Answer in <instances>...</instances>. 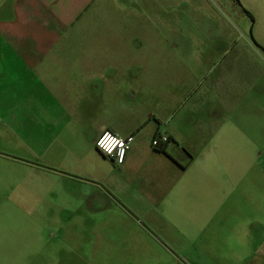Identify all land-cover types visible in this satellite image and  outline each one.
I'll list each match as a JSON object with an SVG mask.
<instances>
[{"label":"crops","instance_id":"obj_1","mask_svg":"<svg viewBox=\"0 0 264 264\" xmlns=\"http://www.w3.org/2000/svg\"><path fill=\"white\" fill-rule=\"evenodd\" d=\"M106 1L0 0V157L72 187V221L102 217L96 264H264V44L219 9L171 14L201 2L145 24ZM105 131L134 135L122 165Z\"/></svg>","mask_w":264,"mask_h":264},{"label":"rangeland","instance_id":"obj_2","mask_svg":"<svg viewBox=\"0 0 264 264\" xmlns=\"http://www.w3.org/2000/svg\"><path fill=\"white\" fill-rule=\"evenodd\" d=\"M169 1L110 0L105 5L116 10L109 21L125 18L129 7L128 22L149 24L156 23L157 18L160 22L170 21L166 4ZM181 1L175 0V3ZM192 1L201 2L203 11L198 10L197 3H191L190 8L177 7L178 15L171 14L186 21L185 11L189 9L191 18L197 22L202 20L200 12L204 18L208 12L212 16L214 10L219 9V21L224 19L228 24L227 33H232L230 24L235 28L237 25L245 32L242 36L264 44V0H208V5L206 0ZM124 7L127 8L122 14L120 8ZM157 7L161 11L155 12ZM216 32L210 29V33ZM134 35V30L128 32V37ZM144 35L152 37L150 31H145ZM136 107H133L135 113ZM7 131V127L0 125L1 136ZM7 144L8 139L0 137V153L8 151ZM69 190L73 191L72 187L58 180L32 175L28 167L18 164L15 159L10 161L0 157V264H96L92 252L104 244V235L97 231H103L105 223L98 217L94 232L91 230L93 223L72 221L73 199L63 192ZM85 210L88 213L90 208ZM115 224L120 226L122 223Z\"/></svg>","mask_w":264,"mask_h":264},{"label":"built area","instance_id":"obj_3","mask_svg":"<svg viewBox=\"0 0 264 264\" xmlns=\"http://www.w3.org/2000/svg\"><path fill=\"white\" fill-rule=\"evenodd\" d=\"M105 132L110 133L113 137H119V138L123 139V143H124V156H123L122 159H121V157L119 156V154H118L119 151H120L119 147H117V148L113 151L112 154H108V153H106L104 150H102L100 147H98V146H97V142H96V148H97V150H98L103 156H105V157L108 158V159H111V160H112L114 163H116L117 165H122V164L125 162V160H126V158H127V155H128V153H129V151L131 150V147H132V145H133V143H134V141H135V137H134V135H130V136L124 137V136H121L120 134L115 133V132H113V131H105ZM105 132L102 133V134L100 135V137L98 138V140L101 139V138L103 137V135L105 134ZM98 140H97V141H98ZM168 142H169V138H168L167 136H164V137H156V138L153 140V142H152V146H153L154 149H160L161 146H162V144H166V143H168Z\"/></svg>","mask_w":264,"mask_h":264},{"label":"clouds","instance_id":"obj_4","mask_svg":"<svg viewBox=\"0 0 264 264\" xmlns=\"http://www.w3.org/2000/svg\"><path fill=\"white\" fill-rule=\"evenodd\" d=\"M97 146L100 147L108 154H112L113 151L119 147V156L121 159L124 156V143L123 139L119 137H113L110 133L105 132L103 137L97 141Z\"/></svg>","mask_w":264,"mask_h":264},{"label":"trees","instance_id":"obj_5","mask_svg":"<svg viewBox=\"0 0 264 264\" xmlns=\"http://www.w3.org/2000/svg\"><path fill=\"white\" fill-rule=\"evenodd\" d=\"M238 2H240L239 0H237ZM249 15H251L250 13H249ZM263 51H264V49H263V47H260Z\"/></svg>","mask_w":264,"mask_h":264}]
</instances>
